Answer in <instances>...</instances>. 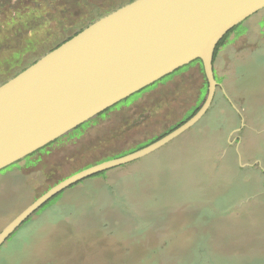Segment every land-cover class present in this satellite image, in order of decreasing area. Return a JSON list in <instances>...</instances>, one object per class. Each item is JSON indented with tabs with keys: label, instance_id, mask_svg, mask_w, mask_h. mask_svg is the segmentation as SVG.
<instances>
[{
	"label": "rangeland",
	"instance_id": "1",
	"mask_svg": "<svg viewBox=\"0 0 264 264\" xmlns=\"http://www.w3.org/2000/svg\"><path fill=\"white\" fill-rule=\"evenodd\" d=\"M130 1L64 0L41 28H9L0 39V84L90 24V15ZM214 67L215 98L196 125L56 195L1 247L0 264H264V9L235 27ZM181 69L0 174V232L67 177L192 118L208 81L199 61Z\"/></svg>",
	"mask_w": 264,
	"mask_h": 264
},
{
	"label": "water",
	"instance_id": "2",
	"mask_svg": "<svg viewBox=\"0 0 264 264\" xmlns=\"http://www.w3.org/2000/svg\"><path fill=\"white\" fill-rule=\"evenodd\" d=\"M264 9V0H133L101 17L0 84V171L199 61L208 94L198 112L156 142L62 180L0 232V249L37 211L67 188L164 147L211 108L218 83L214 56L231 30Z\"/></svg>",
	"mask_w": 264,
	"mask_h": 264
},
{
	"label": "trees",
	"instance_id": "3",
	"mask_svg": "<svg viewBox=\"0 0 264 264\" xmlns=\"http://www.w3.org/2000/svg\"><path fill=\"white\" fill-rule=\"evenodd\" d=\"M12 1H14L13 4H11ZM131 1H133V0H131ZM64 7H65L64 6V0H0V39H2L3 35L5 34V32H7V30H9V28L16 27V25L17 26H21L22 24H25L26 25L25 28L27 27V28H29L32 31H34V30H36L38 28H41L40 25L43 24L42 22L44 21V19L46 21H50L51 16L59 15L64 10ZM96 8H98V7H96ZM97 10H99V9H97ZM108 12L109 11L104 12V13L103 12L100 13V10H99L98 17H101V16H103L104 14H106ZM30 15L35 16L36 20H34V21L31 20L29 18ZM90 18H91L90 23L93 22L96 19L95 16L93 17L92 15H90ZM39 21H41V22H39ZM88 25L82 26L77 32H75L73 35L69 36L66 40H64L60 44H58L55 47L51 48L49 51H52L53 49L59 47L64 42L68 41L69 39H71L72 37L77 35L80 31H82ZM234 30H235V28L233 30H231L228 34H226V36L218 44V46L216 48V51H215L214 62H215V59H216V56L218 54L219 49L223 45H225L228 37L230 36V34H232L234 32ZM33 63H31V64H33ZM31 64H29L28 66H30ZM27 67L23 68L21 71H23ZM181 70L182 69H179L178 71L174 72L173 74L169 75L168 77L178 73ZM18 73H16L14 76H16ZM146 89H144V90H146ZM139 93H141V92H139ZM84 125H81L77 129L72 131L70 134H75ZM52 144L53 143H51L50 145H52ZM50 145H48V146H50ZM42 150L43 149L39 150L38 152H40ZM38 152L28 156L27 158H30L31 156L37 154ZM26 159H24V160H22V161H20V162H18L16 164H19L21 162H25ZM16 164L12 165L11 167H8L7 169H4V170L0 171V174H3L4 172L11 171L14 168V166H16ZM100 174H102V173H100ZM11 260H10V262H11ZM8 264H10L9 261H8Z\"/></svg>",
	"mask_w": 264,
	"mask_h": 264
},
{
	"label": "snow or ice",
	"instance_id": "4",
	"mask_svg": "<svg viewBox=\"0 0 264 264\" xmlns=\"http://www.w3.org/2000/svg\"><path fill=\"white\" fill-rule=\"evenodd\" d=\"M0 235H2V234H0Z\"/></svg>",
	"mask_w": 264,
	"mask_h": 264
},
{
	"label": "flooded vegetation",
	"instance_id": "5",
	"mask_svg": "<svg viewBox=\"0 0 264 264\" xmlns=\"http://www.w3.org/2000/svg\"><path fill=\"white\" fill-rule=\"evenodd\" d=\"M142 92V91H141Z\"/></svg>",
	"mask_w": 264,
	"mask_h": 264
}]
</instances>
